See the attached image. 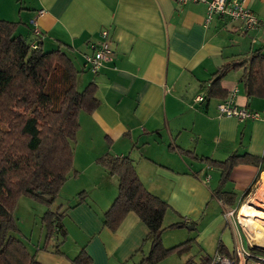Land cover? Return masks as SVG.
<instances>
[{"label": "crops", "instance_id": "0c3cea01", "mask_svg": "<svg viewBox=\"0 0 264 264\" xmlns=\"http://www.w3.org/2000/svg\"><path fill=\"white\" fill-rule=\"evenodd\" d=\"M247 6L260 21L255 29L245 30L240 21L221 17L205 24L207 6L202 1L179 5L173 0H0V20L17 22L18 33L33 40L30 19L36 17L45 51L60 47L70 56L78 55L79 68L72 58L77 88L94 83L99 102L92 113L79 112L73 171L56 199L66 229L61 254L36 249L43 242L42 227L36 239L33 230L27 237L28 232L19 228V238L39 264H75L81 250L88 264H138L148 253V229L134 213L129 212L114 231L103 224L104 212L118 192L117 175L97 163L105 153L130 157L143 186L169 205L166 226L183 221L195 227L187 229L193 233L180 226L165 231L166 248L185 239L193 242L190 251L173 253L157 264L213 256L219 243L228 256H234L237 247L244 251L264 247L250 238L238 215L234 219L227 215L242 201L257 198L264 163L232 167L222 186L232 195L227 201L214 194L221 171L181 153L214 161L232 154L264 156V97L247 98L242 68L230 70L222 79L225 99L194 100L204 96L203 83L224 63L259 48L264 54V0H247ZM103 28L110 32L113 54L93 74L83 69V55L100 41ZM230 98L233 105L259 117L221 116L217 104ZM37 204L40 213L46 210ZM59 238L55 233L51 244ZM237 264L262 263L241 258Z\"/></svg>", "mask_w": 264, "mask_h": 264}, {"label": "trees", "instance_id": "16d2710c", "mask_svg": "<svg viewBox=\"0 0 264 264\" xmlns=\"http://www.w3.org/2000/svg\"><path fill=\"white\" fill-rule=\"evenodd\" d=\"M17 22L0 20V264H39L19 238L20 230L13 217V209L21 196L36 200L46 207L41 216L44 238L37 250H51L61 254L59 248L66 237L60 207L53 208L59 192L73 171V146L79 129L80 111L92 113L99 102L96 86L88 83L77 89V74L72 57L62 48L45 51L41 40L35 48L28 39L16 31ZM242 68V84L247 98L264 97V54L262 48L246 57L234 59L220 66L205 83V98H226L221 85L224 76ZM225 101V100H224ZM201 162L221 171L215 196L229 200L230 193L222 191L235 164L241 162L264 163V156L232 154L224 161L198 157ZM97 163L109 174L118 177V192L104 212V226L114 231L123 218L132 212L148 229L151 241L148 253L138 264H157L173 253L191 250L192 239L171 248L162 244V234L170 227H186L183 221L164 226L169 205L150 193L141 183L133 161L128 155L105 153ZM83 193L79 199L84 200ZM55 233L60 238L51 244ZM216 252L228 256L219 243ZM252 253L261 250L251 249ZM213 256L203 254L184 264H215ZM75 264H88L84 250L73 260Z\"/></svg>", "mask_w": 264, "mask_h": 264}, {"label": "built area", "instance_id": "2783aa9c", "mask_svg": "<svg viewBox=\"0 0 264 264\" xmlns=\"http://www.w3.org/2000/svg\"><path fill=\"white\" fill-rule=\"evenodd\" d=\"M175 3L182 5L192 1H202L206 4L205 24L209 23L213 17H221L230 21H240L241 27L245 30L255 29L259 26L260 21L256 14L247 6V0H173ZM42 11H38L41 14ZM32 34L34 36L30 46L35 48L38 41L41 40V31L36 25V17L30 19ZM113 54L111 47V35L108 29L103 28L100 32V41L91 44V52L83 55V69L96 74L103 64L108 61ZM235 89L230 93L234 96ZM196 102L204 100L203 95H198L194 99ZM217 110L221 116L234 117L238 120L256 119L259 114L245 108L237 107L232 104L231 98L221 101L217 104ZM261 253H252L235 248L234 256H227L220 252L214 254L215 264H237L238 259L256 258L259 263L264 264V247H258Z\"/></svg>", "mask_w": 264, "mask_h": 264}, {"label": "rangeland", "instance_id": "374dc122", "mask_svg": "<svg viewBox=\"0 0 264 264\" xmlns=\"http://www.w3.org/2000/svg\"><path fill=\"white\" fill-rule=\"evenodd\" d=\"M74 56H76V57H74ZM71 57L73 58L75 66L77 68H79V66L81 64H80L78 55H73ZM78 63H79V65H78ZM78 90H81V89H78ZM24 197L25 196H21L18 199V201H17V203L13 209V217L15 218L17 227H19L21 229V232L27 231L28 232L27 237H28V235L30 234V231L33 230V237H34L33 239H36L37 236L40 235L39 230L42 227L41 226V216L43 215L44 212L40 213L41 211L40 212L38 211V207H37L38 202H36V200H31V198H27V197L24 198ZM257 197L259 198V196H257ZM23 199H27V200H23ZM24 201H26V202H24ZM57 202L58 201H56V203L53 205V208H55L58 205ZM25 203H28V205H26ZM242 203L244 205H242ZM242 203H241V205L236 206L233 209V211L228 210V212H227V215H230L233 219L236 218V216L238 215V220H239L240 224H241V220L239 218L240 213L252 212V211H254V209H256V210L259 209V210L264 211V197H261V199L260 198L259 199H253V197H252V199L248 198V199L242 201ZM164 226H166L165 222H164ZM176 228L177 227H175V228L170 227V228H167L165 231H177V230H179ZM180 229H182V231H188L187 227H181ZM243 229L246 231V228L243 227ZM188 232L193 233L194 231H188ZM246 232L250 236V238H252V240L255 243H257V244L259 243L257 241V238H255L256 236L254 237V235L252 233H249L248 231H246ZM262 234H264V233H262ZM186 240H188V239H185V241ZM26 243H29V241L26 240ZM263 244H264V241H263ZM212 253H213V251H212ZM214 254L215 253H213V255Z\"/></svg>", "mask_w": 264, "mask_h": 264}, {"label": "bare ground", "instance_id": "6f19581e", "mask_svg": "<svg viewBox=\"0 0 264 264\" xmlns=\"http://www.w3.org/2000/svg\"><path fill=\"white\" fill-rule=\"evenodd\" d=\"M257 193L258 195L260 194V199L261 197H264V182ZM258 195H256L255 197H257ZM259 198L257 197L255 199ZM239 218L241 220L242 226L246 228V231L252 233L254 237L256 236L255 238H257V241L259 242L258 244H261L264 240V234H262L264 233V211L254 209V211L252 212L240 213Z\"/></svg>", "mask_w": 264, "mask_h": 264}, {"label": "water", "instance_id": "95a60500", "mask_svg": "<svg viewBox=\"0 0 264 264\" xmlns=\"http://www.w3.org/2000/svg\"><path fill=\"white\" fill-rule=\"evenodd\" d=\"M186 227H187V229H190V230L195 228L193 225H189V226H186ZM255 247H259V246H255Z\"/></svg>", "mask_w": 264, "mask_h": 264}]
</instances>
